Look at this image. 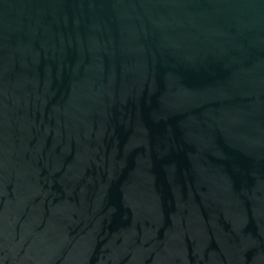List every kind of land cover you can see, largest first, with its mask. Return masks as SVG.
<instances>
[{
  "label": "water",
  "instance_id": "obj_1",
  "mask_svg": "<svg viewBox=\"0 0 264 264\" xmlns=\"http://www.w3.org/2000/svg\"><path fill=\"white\" fill-rule=\"evenodd\" d=\"M0 264H264V0H0Z\"/></svg>",
  "mask_w": 264,
  "mask_h": 264
}]
</instances>
